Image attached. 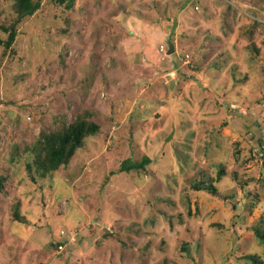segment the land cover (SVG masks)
I'll list each match as a JSON object with an SVG mask.
<instances>
[{
    "label": "rangeland",
    "instance_id": "rangeland-1",
    "mask_svg": "<svg viewBox=\"0 0 264 264\" xmlns=\"http://www.w3.org/2000/svg\"><path fill=\"white\" fill-rule=\"evenodd\" d=\"M258 231L264 0H0V264H264Z\"/></svg>",
    "mask_w": 264,
    "mask_h": 264
},
{
    "label": "trees",
    "instance_id": "trees-1",
    "mask_svg": "<svg viewBox=\"0 0 264 264\" xmlns=\"http://www.w3.org/2000/svg\"><path fill=\"white\" fill-rule=\"evenodd\" d=\"M59 4H72L74 0H56ZM41 0H15L16 11L19 15H30L40 7ZM14 33H10L5 46L8 48L14 41ZM99 128L96 124L87 122L83 119H77L72 125L68 126L62 132L48 136L43 141L42 149L37 156V167L41 169L42 175L55 171L61 165H65L73 157L74 153L81 149L83 140L87 135L96 134ZM147 160L143 163L122 166V172H128L133 169L143 168ZM211 193H215L211 189ZM257 236L264 241V233L257 232Z\"/></svg>",
    "mask_w": 264,
    "mask_h": 264
},
{
    "label": "built area",
    "instance_id": "built-area-1",
    "mask_svg": "<svg viewBox=\"0 0 264 264\" xmlns=\"http://www.w3.org/2000/svg\"><path fill=\"white\" fill-rule=\"evenodd\" d=\"M59 249H61V247H59Z\"/></svg>",
    "mask_w": 264,
    "mask_h": 264
}]
</instances>
